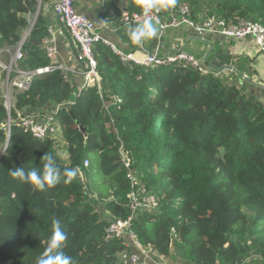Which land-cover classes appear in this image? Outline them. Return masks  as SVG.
<instances>
[{
	"label": "trees",
	"instance_id": "trees-1",
	"mask_svg": "<svg viewBox=\"0 0 264 264\" xmlns=\"http://www.w3.org/2000/svg\"><path fill=\"white\" fill-rule=\"evenodd\" d=\"M37 3L0 0V51L21 43ZM158 4L161 24L185 6L193 23L215 17L227 26L250 21L264 28V0ZM141 10L138 0H129L128 14ZM46 35L38 16L19 69L51 65L41 47ZM92 54L99 89L86 87L74 97L71 81L54 70L33 77L9 114L0 98V264H36L54 218L67 233L63 250L76 264H126V239L106 234L116 220H129L150 256L182 264H263L264 104L246 86L182 61L128 66L101 41ZM49 104L56 106V134L35 139L19 117ZM8 116L6 138L1 125ZM45 153L61 172L78 167V177L41 191L9 176L11 168L42 167ZM94 168L101 176L96 192L88 182ZM140 188L157 205L132 214L130 196Z\"/></svg>",
	"mask_w": 264,
	"mask_h": 264
},
{
	"label": "crops",
	"instance_id": "crops-1",
	"mask_svg": "<svg viewBox=\"0 0 264 264\" xmlns=\"http://www.w3.org/2000/svg\"><path fill=\"white\" fill-rule=\"evenodd\" d=\"M128 5L129 0H75L76 10L94 24L95 34L100 38L99 40L104 45L105 42L109 43L115 51L131 54L138 62L149 55H155L165 61L174 58L178 53L187 54L202 68V73L213 74L244 85L250 94L264 101V56L251 39L228 38L214 32L200 34L189 24L169 26L168 23L162 24L164 28L157 24V36L137 45L129 39L127 32L129 25L135 26L137 23L126 24L122 18ZM38 16L44 20L47 32L62 29L53 10V0H38L26 32H30ZM174 18H176L175 14H173ZM198 20L199 23L201 20ZM26 32L22 38L24 42L29 34ZM56 37L58 53L55 63L71 81L77 95L88 87L84 79L86 62L65 30L61 36ZM14 52L15 50L5 49L0 54L1 65L9 68L7 72L0 66V98L8 97L10 108L14 106L15 95L20 92L19 82L24 80L28 72L18 68ZM55 109L56 106L49 104L41 110L30 112V116L38 122L44 121ZM126 241L127 245H130L127 239ZM145 264L181 263L171 258L150 256L146 252Z\"/></svg>",
	"mask_w": 264,
	"mask_h": 264
},
{
	"label": "built area",
	"instance_id": "built-area-1",
	"mask_svg": "<svg viewBox=\"0 0 264 264\" xmlns=\"http://www.w3.org/2000/svg\"><path fill=\"white\" fill-rule=\"evenodd\" d=\"M53 10L62 26V29L56 31L49 30L42 43L45 56L51 62V65L45 68L36 69L34 71H28L25 74L24 80L19 82L18 89L20 92H25L29 89L33 77L52 72L54 70H61V67L55 63L58 53L56 46V36H61L63 34V30L69 34L81 57L86 62V71L84 72L86 85H88V87L96 86L97 89H99L101 80L96 72V62L92 54V46L94 43L100 41V38L95 34L94 24L84 14L76 10L75 0H53ZM158 12L159 4L158 8L153 9L150 13L151 18L154 23L160 25L161 28H164V26H162L160 23ZM189 13V8L185 6H179L174 12L176 18L171 20L169 26L189 24L193 26L200 34L214 32L228 38H249L255 42L260 53L264 56V28L258 23L241 21L237 25L227 26L223 20L210 17L201 20L198 24H196L188 20L187 16ZM122 16L123 21L126 24H135L145 19L142 10L139 13L133 14L124 12ZM23 43L24 41H21V43L15 48L14 59L16 62L22 57L21 47ZM105 45H109L108 47H110V49L113 50V52L118 56L121 63L128 66L135 65L149 68L153 66L169 65L175 61H182L187 63L190 67L202 72V68L197 64V62L191 56L184 53H178L174 58L165 61L160 60L155 55H149L143 61L138 62L131 54H124L122 52L115 51L114 48L107 42H105ZM1 52L2 51H0V54ZM0 66L9 72L8 67L2 66L1 63ZM18 74L23 73L18 72ZM64 77L66 78V75ZM4 106L9 114L10 103L8 97L4 99ZM18 123L20 126L27 129L30 134L38 140H42L48 136H53L56 134V129L53 126V118L51 116L47 117L44 121L38 122L34 117L25 115L19 117ZM11 124L12 121L8 116L7 121L1 125V129L4 131L6 138H9L10 136ZM88 164V160H85L84 166H88ZM130 197V210L132 214L137 213L141 208H155L157 205L154 197L144 191V189H141L136 194L132 193ZM106 234L108 238H125L129 241L130 245L127 246L130 247V250L126 253V264H145L146 249L137 240L135 233L130 229L129 220L112 221L106 230Z\"/></svg>",
	"mask_w": 264,
	"mask_h": 264
},
{
	"label": "clouds",
	"instance_id": "clouds-1",
	"mask_svg": "<svg viewBox=\"0 0 264 264\" xmlns=\"http://www.w3.org/2000/svg\"><path fill=\"white\" fill-rule=\"evenodd\" d=\"M172 4L175 0H167ZM142 5V13L145 19L135 26L129 25L127 32L129 39L134 44H141L147 39L155 38L158 34L157 24L153 22L150 13L158 8V0H138ZM101 84V82H100ZM42 167H33L26 170L23 167L11 168L8 171L13 180L21 184H29L37 190L52 188L58 183L69 184L74 181L80 172L78 167L65 168L63 172L58 168L55 157L51 153H45L41 158ZM67 240V233L63 230L58 218L51 221V235L47 238L44 251L39 256L36 264H76L74 258L63 250Z\"/></svg>",
	"mask_w": 264,
	"mask_h": 264
},
{
	"label": "rangeland",
	"instance_id": "rangeland-1",
	"mask_svg": "<svg viewBox=\"0 0 264 264\" xmlns=\"http://www.w3.org/2000/svg\"><path fill=\"white\" fill-rule=\"evenodd\" d=\"M73 96L75 97V91L73 92ZM57 134L58 135H60V133H58L57 132ZM61 136V135H60ZM58 139L59 140H61L62 139V137H58ZM90 158L91 159H94V156H92V155H90ZM127 161L125 162V165L127 166ZM130 177H132V178H135V174L133 175V176H131L130 175ZM138 178V177H137ZM89 181V183H90V186L92 187V189H93V191H98L99 190V188H100V184H101V176L99 175V174H97V172H96V170H95V168L93 169V171L91 172V177L88 179ZM139 188V187H138ZM142 188H140V190H141ZM98 208H101V206H97V209ZM147 252V251H146ZM147 254H148V252H147ZM176 262H179V261H176ZM179 263H181V262H179ZM182 264V263H181ZM263 264H264V262H263Z\"/></svg>",
	"mask_w": 264,
	"mask_h": 264
},
{
	"label": "water",
	"instance_id": "water-1",
	"mask_svg": "<svg viewBox=\"0 0 264 264\" xmlns=\"http://www.w3.org/2000/svg\"><path fill=\"white\" fill-rule=\"evenodd\" d=\"M29 32H26V34H28ZM42 47V46H41ZM43 48V47H42ZM101 82H103V81H101ZM259 101L261 102V103H263L264 104V101L262 100V99H259ZM79 130H80V132H82V133H84V129L82 128V127H79ZM127 160L126 159H124V162H126Z\"/></svg>",
	"mask_w": 264,
	"mask_h": 264
}]
</instances>
